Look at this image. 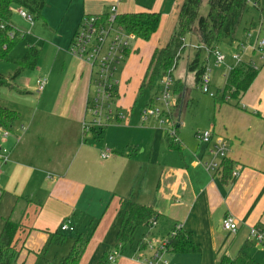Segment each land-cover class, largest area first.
I'll list each match as a JSON object with an SVG mask.
<instances>
[{"label":"crops","instance_id":"obj_1","mask_svg":"<svg viewBox=\"0 0 264 264\" xmlns=\"http://www.w3.org/2000/svg\"><path fill=\"white\" fill-rule=\"evenodd\" d=\"M78 1H82L81 19L84 15L103 14L113 3L118 4L120 14L157 12L163 15L159 36L156 38V34L151 42L144 43L137 38L141 45L133 46L128 57L134 55L135 60L128 64L127 85L134 78L141 92L154 52L169 44L176 28V0H148L140 4L136 0H130L129 4L124 0ZM262 16L260 25L264 30ZM253 53L255 56L256 52ZM136 55H141L142 60L147 56L144 71L138 69ZM208 57L204 65L212 67L213 73L217 69L210 65L211 56ZM234 64L233 60L227 61V66ZM257 65L259 74L239 106L230 100L216 105V116L208 130L214 133L215 139L224 140L227 149L224 159L212 154L213 145L201 141L198 145L181 143V150L171 149L166 137L172 156L159 161L153 154L146 164L122 158L110 148L111 157L102 158L104 133L98 129L85 133L83 127L92 93L91 69L74 56H69L61 68L55 64L49 74L50 90L40 94L38 104L23 105L19 109V119L9 129L12 135L0 141V150L9 151V160L0 162V235L9 220L21 226L16 241L20 253L17 264H36L35 256L41 255L50 241H64L61 226L68 221L78 233L79 223L93 220V224L100 218L91 239L110 230L115 224V220L111 224L114 217L121 215L123 199L154 205L161 215L155 229L157 234L163 232L161 236H165L175 226H183V231L193 234L201 253L172 254L171 264H220L224 257L233 259L241 250L247 253L251 247L250 228L264 227L262 56ZM218 69L215 88L221 91L226 85L227 73L225 67ZM123 98L119 93L117 104L125 110ZM89 134L93 137L87 138ZM213 160L220 164L219 169L207 171L206 163ZM228 161L232 164L229 175L224 166ZM144 167L145 179L136 192L138 172ZM147 179L151 183L155 181L156 186H148ZM228 215L239 223L236 234L223 229V220ZM110 217H113L111 222ZM93 256L91 253L87 262ZM131 261L138 264L133 258ZM119 264L126 263L120 258Z\"/></svg>","mask_w":264,"mask_h":264},{"label":"rangeland","instance_id":"obj_2","mask_svg":"<svg viewBox=\"0 0 264 264\" xmlns=\"http://www.w3.org/2000/svg\"><path fill=\"white\" fill-rule=\"evenodd\" d=\"M136 1L140 4L148 0ZM124 2L129 4L130 0H124ZM183 2L184 0H176L175 15L177 20L179 7ZM256 2L257 0H249V5L243 14L234 37L223 39L219 44L209 48L204 45L197 35H188L186 37V49L173 72V85L169 92V99L173 104L170 119L158 120L152 118L147 123L143 122V112L155 104L156 98L162 95V90H157L156 92L143 90L140 92L134 78L128 87L125 74L127 73L128 64L135 60L134 55L127 59L120 66L115 77L120 82L117 90L118 93L121 94L122 98L126 95L123 98L125 100L122 101V106L125 110L118 106L117 101L116 104L112 105V108L121 112L126 117V120L121 123L116 122L115 125L105 126L103 129L98 128V131L102 129V133H104L101 139L102 151L105 148H110L121 155L122 158L146 164L149 163L151 156L155 154L159 161H161L164 157L172 156L170 155L168 145H166V137L169 135L168 129H173L177 132L178 141L184 146L185 143L200 144L196 133L208 130L212 126L216 116V95H218L220 90L215 88L219 79L218 75L215 79V75L220 70L218 69L220 67L215 68L217 71H213L211 74L213 76L211 93L215 94V97H212L210 94L202 91L201 86L196 82V72L190 70L192 63L198 57L196 47H203L202 53L199 56L200 65L205 64L209 58L207 49L218 46L226 54L227 61H232L233 56L239 53V45L246 47L242 60L246 62L254 60L258 64L261 55L256 52L255 56H253L254 50L252 47H254L258 37L260 41L264 40V30H261L260 14L253 7V3ZM18 9V7L13 9V24L21 37L10 52L9 60L0 61V76H3L10 85L3 87L0 91V106L9 110H16V112L23 105L38 104L40 94L36 91L37 80L41 78L47 79L48 83L45 90H50L49 88L52 87V84L49 74L52 67L57 64L61 68L63 62L68 60L69 56H72L68 49L71 45L70 39H72L77 30L83 8L82 1L78 0H48L43 17L30 14L34 20L33 24L21 18L17 13ZM208 14V0H205L199 11V17H207ZM253 22L257 25L256 27ZM262 22L264 24V15L262 16ZM163 23L157 32L156 38L161 32ZM246 29H249L250 32H247ZM132 45L136 47L141 45V43L135 38L132 40ZM30 48L40 51L38 66L35 69H26L18 74L19 69L15 63L22 59ZM136 56V60H139L138 69L144 71L146 69L147 56L143 60L141 55ZM210 63V65L214 66L213 58H211ZM94 89L92 85V98L95 95ZM91 137H93L92 134H89L87 138ZM138 175L135 185L136 192L144 182L145 167L139 170ZM151 185L153 187L154 185L156 186L155 181L152 183L148 182V186ZM112 218L110 217L109 222H111ZM114 220L115 224H113ZM91 221L93 220H88L85 224L79 223L78 233L63 232L61 235L64 236V241H60L61 239L50 241L46 246V250L41 255L35 256L37 258L36 264H59L69 254L74 239L79 234L84 233L89 238L94 234L100 218L93 224ZM111 224L113 226L110 230L102 231L98 236L91 239L80 264H98L105 253H110L116 248L117 234L121 224L120 216L114 217ZM147 229L144 227L137 229L133 244L125 246V252L122 256L123 258L121 257V261H124L126 264H134L131 261L133 258L131 247H133L132 249L137 248L143 235L148 232ZM155 235L161 236L163 232H161V235L155 232ZM246 251L254 260V264H264V257L261 251L254 247H249ZM91 253L94 256L87 262Z\"/></svg>","mask_w":264,"mask_h":264},{"label":"trees","instance_id":"obj_3","mask_svg":"<svg viewBox=\"0 0 264 264\" xmlns=\"http://www.w3.org/2000/svg\"><path fill=\"white\" fill-rule=\"evenodd\" d=\"M48 0H0V61L9 60L10 52L15 47L19 33L15 40L10 39V32L14 29L13 9L15 7L24 8L30 14L42 17ZM205 0H184L179 7V15L176 28L173 32L169 44L157 49L149 62L144 75L141 91L148 90L156 92L159 88V80L170 70L176 69L178 62L186 49V37L197 35L206 47H213L223 39L235 36L237 27L246 11L249 0H208L209 14L207 17H199ZM263 1L264 0H257ZM258 10V9H257ZM260 16L264 15V7L258 10ZM119 23L136 38L143 42H149L157 34L162 24V15L157 12L126 13L118 18ZM4 25L5 29H1ZM216 47V46H215ZM200 53L192 63L190 70L196 72L197 84L201 81V76L205 71V65H200ZM40 51L30 48L22 59L16 61L18 74L26 69H35L38 66ZM259 74L251 61H244L236 66L228 75L226 85L223 90L216 95V104H223L233 101L239 106L241 99L250 89ZM10 86L3 76H0V91L3 87ZM19 119V113L0 106V126L4 129L10 127ZM103 130L99 131L102 133ZM197 136V133H196ZM169 147L174 150H181V143H176L174 138L167 136ZM228 161L225 169L230 173ZM224 176V175H223ZM228 177V176H227ZM224 178V177H223ZM122 200L121 224L117 234V245L120 243L125 252L127 244L132 245L134 236L138 228H149L153 222H158L160 213L154 205H142L136 201ZM21 231V226L13 221H7L0 235V264L17 263L20 253L16 249L17 237ZM91 237L86 234L78 235L73 242L69 254L62 259L59 264H80ZM142 240L138 247L144 248ZM173 254H200L201 249L196 244L191 232L180 231L172 240ZM133 247H131L132 250ZM108 253H105L98 264H107ZM220 264H254V260L243 250L233 259L224 257Z\"/></svg>","mask_w":264,"mask_h":264},{"label":"built area","instance_id":"obj_4","mask_svg":"<svg viewBox=\"0 0 264 264\" xmlns=\"http://www.w3.org/2000/svg\"><path fill=\"white\" fill-rule=\"evenodd\" d=\"M253 7L260 10L264 7V2L257 1L253 3ZM17 13L21 18L33 24L34 20L29 11L19 7ZM120 15L118 4L116 3L111 4L103 14L84 15L69 47V52L72 56L89 65L91 69L90 90L92 85L95 88V95L88 101L86 118L83 123L85 133L98 128L103 129L105 126L126 120V117L121 112L112 108V105L116 104L119 98L117 90L120 82L115 77L120 66L126 62L133 51L132 40L136 37L119 23L118 18ZM1 29H5V26L2 25ZM17 33L18 31L14 26V29L9 34L10 39L15 40ZM249 36L251 35L249 34ZM202 48V46L196 47L197 50H202ZM245 48L243 45L239 46V53L233 56L235 63L233 66H227V56L218 46L207 49V51L211 58L214 59V67H225L228 77L229 73L243 62L242 56L246 52ZM252 48L254 52H258L262 56L263 60L264 40L260 41L258 37ZM252 65L258 70V65L255 61H252ZM173 72L174 69L160 78L158 90H162V95L156 98L155 104L143 112L144 123L149 122L152 118L158 120L171 118L173 104L170 102L169 92L173 85ZM211 74L212 68L205 66L199 85L204 93L215 97V94L211 93ZM47 83L48 80L45 78L38 80L37 91L39 94L44 92ZM168 134L174 138L176 143H181L178 141L175 130L168 129ZM11 135L9 129L7 130L0 126V141L6 140ZM197 137L203 144L213 145L212 154L215 157L225 158L227 149L223 139H215V135L211 130L198 132ZM0 151V162L6 163L9 160V151L6 149H1ZM112 153L109 148H105L101 156L103 159H109ZM219 166L220 164L213 160L206 163L205 168L207 171L215 172L219 169ZM158 225V222H153L148 228L149 232L147 235L141 239L144 248L132 249L133 259L138 264H171L170 256L173 254L171 243L177 234L183 230V226H175L165 236H156L155 229H157ZM223 229L230 234H236L239 231V223L234 216L228 215L223 220ZM61 232L74 233L75 227L68 221L61 226ZM248 243L251 247L261 251L264 257V227L255 226L250 228ZM122 247L119 243L113 251L108 253L107 264H119L120 258L124 255Z\"/></svg>","mask_w":264,"mask_h":264}]
</instances>
